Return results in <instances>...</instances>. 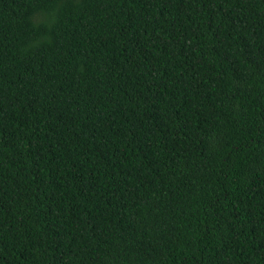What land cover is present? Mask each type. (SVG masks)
Listing matches in <instances>:
<instances>
[{
	"label": "trees",
	"instance_id": "16d2710c",
	"mask_svg": "<svg viewBox=\"0 0 264 264\" xmlns=\"http://www.w3.org/2000/svg\"><path fill=\"white\" fill-rule=\"evenodd\" d=\"M0 264H264V0H0Z\"/></svg>",
	"mask_w": 264,
	"mask_h": 264
},
{
	"label": "bare ground",
	"instance_id": "6f19581e",
	"mask_svg": "<svg viewBox=\"0 0 264 264\" xmlns=\"http://www.w3.org/2000/svg\"><path fill=\"white\" fill-rule=\"evenodd\" d=\"M86 164V163H85ZM97 169V168H96ZM91 170V169H90Z\"/></svg>",
	"mask_w": 264,
	"mask_h": 264
}]
</instances>
